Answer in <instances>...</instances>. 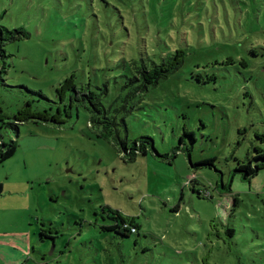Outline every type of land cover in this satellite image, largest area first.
<instances>
[{"label":"rangeland","instance_id":"rangeland-1","mask_svg":"<svg viewBox=\"0 0 264 264\" xmlns=\"http://www.w3.org/2000/svg\"><path fill=\"white\" fill-rule=\"evenodd\" d=\"M0 26L28 33L0 58V141L16 146L0 163L1 259L264 264V168L249 180L235 171L264 149L255 136L264 135V0H0ZM176 50L183 64L157 86L131 80L133 62ZM71 75L105 110L81 102L60 108V124L9 126L26 100L47 108L39 94L55 100ZM105 113L116 135L97 137ZM181 139L191 160L216 159L217 172L197 173L213 199L184 187L191 170L175 149ZM136 141L148 155L124 156L122 143ZM222 183L239 199L234 237L221 224L209 229ZM110 211L134 218L138 233L105 230Z\"/></svg>","mask_w":264,"mask_h":264},{"label":"trees","instance_id":"trees-1","mask_svg":"<svg viewBox=\"0 0 264 264\" xmlns=\"http://www.w3.org/2000/svg\"><path fill=\"white\" fill-rule=\"evenodd\" d=\"M23 38H28V33L24 31L21 28H16L13 30H7L6 28H3L0 26V58H5L6 52L3 49L4 46L8 43H13L18 40H22ZM249 54L252 55V57L256 58L258 56L255 49H251ZM185 53L180 50H176L173 52H162L159 56H161L160 61H150L149 64L143 63L141 66H137L135 62H133V79L134 81H140L141 88L144 90H147L149 87H155L160 82L161 79L167 78L170 74H172L174 71L180 68V66L183 64L185 59ZM242 64V63H241ZM243 66H247L246 62H243ZM213 78H211L212 80ZM90 86L85 87H78L75 81V76L71 75L68 77L64 82L60 84V86L56 89V99L51 101L42 94H39L43 99H45L46 102H48L47 108L39 110H34L32 108V101L26 100V103L18 110L16 114L12 116L14 123H10L9 126L14 127L15 129H18V127L26 122H54L56 124H60V121L55 118V114L60 112V108H67L69 110H72V107L74 104L81 103L83 104L84 108H86L89 111H101L105 110L104 107L101 110L97 108L101 104L99 99L95 98V94L89 89ZM27 93H33L34 92H28ZM36 94V93H35ZM28 95V94H27ZM29 96V95H28ZM85 100H89L91 103V106L85 105ZM96 100V103L94 101ZM51 105H55L56 107L53 108ZM27 109L31 111V114L27 113ZM15 116L16 119H15ZM66 116L69 117V113H66ZM105 120H108L107 122H99L101 129H99V134H97V137L105 138L107 135L115 136L116 130L114 129H108V126L112 125L113 122L109 120L106 117V113L103 114ZM186 135H191L186 133ZM194 137V135H192ZM257 139H259L261 142H264V135H255ZM184 142L182 139L180 140L179 147L175 148L176 152L180 153L183 152L188 158V169L191 170L188 174V177L186 178V181L184 183V187H189L190 191L194 194H197V196L203 198V199H213L212 192L205 186V182L203 178L197 175V173L205 168L209 171L213 170L217 172V169L215 168V158L206 159L202 158L197 161L191 160V154L192 151L187 147L185 151V146L183 145ZM122 149L125 152L124 156H147L148 151L147 147L145 146V143L143 141H136L133 145L129 146L127 143H122ZM16 150V146L13 142L10 144H6L4 141H0V163L6 161L7 159L11 158ZM154 151V149H152ZM185 151V152H184ZM155 156H158L155 154ZM235 161H237L235 159ZM264 168V149L254 148V155L252 157H246L245 160L239 162L237 168L235 171L237 173H241L242 176L245 179H250L257 175V173ZM216 189H219L218 183L213 185V190L216 192ZM222 192L219 193V198L216 200L222 207V212L218 213V209L216 204L213 206L214 208V214L212 221H210V227L209 229H212V231H217V224H221L223 228H225V233L228 237H234L235 235V229L229 228V218L235 211L236 206L238 205L239 199L238 197L233 195V192L231 190V187L228 188V186L224 183L221 185ZM2 193V186L0 185V194ZM233 195V196H232ZM231 198V199H230ZM226 202H230L228 209L223 206ZM180 210V204H177L173 209L172 212L178 213ZM110 220L114 222L113 225L105 228V230L109 232H114L118 235L128 237L131 234H137L138 233V226L135 223L134 218H129L121 215L119 212L110 211ZM193 218H196L193 216ZM219 235V234H218Z\"/></svg>","mask_w":264,"mask_h":264},{"label":"crops","instance_id":"crops-1","mask_svg":"<svg viewBox=\"0 0 264 264\" xmlns=\"http://www.w3.org/2000/svg\"><path fill=\"white\" fill-rule=\"evenodd\" d=\"M213 217V216H212ZM0 247H1V245H0ZM26 258H27V256H26ZM1 259V258H0ZM3 259V260H2ZM1 259V264H10V263H8L7 261H9L7 258H2ZM27 262V261H26ZM18 262H11V264H17Z\"/></svg>","mask_w":264,"mask_h":264}]
</instances>
